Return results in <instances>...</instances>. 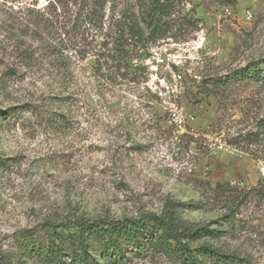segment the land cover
I'll use <instances>...</instances> for the list:
<instances>
[{"label": "rangeland", "instance_id": "1", "mask_svg": "<svg viewBox=\"0 0 264 264\" xmlns=\"http://www.w3.org/2000/svg\"><path fill=\"white\" fill-rule=\"evenodd\" d=\"M49 1L0 0V264H74L38 251L53 228L170 210L264 264V0H109L100 28ZM117 19L124 54L98 61Z\"/></svg>", "mask_w": 264, "mask_h": 264}, {"label": "trees", "instance_id": "2", "mask_svg": "<svg viewBox=\"0 0 264 264\" xmlns=\"http://www.w3.org/2000/svg\"><path fill=\"white\" fill-rule=\"evenodd\" d=\"M52 1L45 5L46 9L53 7L55 11L59 3L63 6L70 3L78 5L76 19L81 23H91L100 28L105 16V6L109 0H58L55 4ZM166 6V0L162 2L153 0L151 11L161 13ZM47 20L43 17L37 19L35 28L26 35L37 41L49 37ZM132 29L134 30V20H115L108 34L112 47L107 48L106 52H98L97 60L110 58L118 62L124 54L125 33L133 32ZM15 37L16 40L20 39L18 34ZM107 43L103 42V45L107 46ZM258 134V132L253 133L245 139H256ZM214 232L206 226H190L181 222L171 210L162 215L148 214L138 219L97 221L81 219L71 230L64 229L59 232L56 227L53 228L49 233L51 244L46 248L39 247L38 251H44L47 260L59 259L64 263L62 257L70 255L74 264H122L130 261L132 257H147L158 249L173 256L178 264H255L248 258L226 252L218 246L199 242L204 236H213ZM28 244L29 242H26V245ZM62 244L68 246L69 252L63 251Z\"/></svg>", "mask_w": 264, "mask_h": 264}, {"label": "built area", "instance_id": "3", "mask_svg": "<svg viewBox=\"0 0 264 264\" xmlns=\"http://www.w3.org/2000/svg\"><path fill=\"white\" fill-rule=\"evenodd\" d=\"M171 119L176 124H182L184 121V118H182L181 114H179V112L174 107H172L171 109ZM261 171L262 174L264 175V166L261 168Z\"/></svg>", "mask_w": 264, "mask_h": 264}]
</instances>
